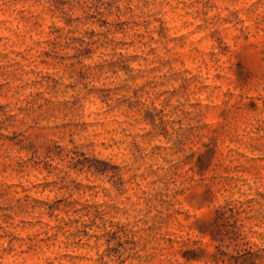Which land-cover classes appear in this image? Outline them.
Listing matches in <instances>:
<instances>
[{"label":"rangeland","instance_id":"1","mask_svg":"<svg viewBox=\"0 0 264 264\" xmlns=\"http://www.w3.org/2000/svg\"><path fill=\"white\" fill-rule=\"evenodd\" d=\"M155 3L0 0V264H215L230 206L264 250V27Z\"/></svg>","mask_w":264,"mask_h":264},{"label":"clouds","instance_id":"2","mask_svg":"<svg viewBox=\"0 0 264 264\" xmlns=\"http://www.w3.org/2000/svg\"><path fill=\"white\" fill-rule=\"evenodd\" d=\"M167 4V7H165ZM191 0H187V2L183 4L176 3V0H156V3L153 5V10L157 15L164 16L166 19L168 18L169 9L173 10L174 16L176 19V25L170 27L173 28V34L179 35L180 31L178 25L183 21L187 20L188 17L183 15L185 11H191L192 8ZM209 6H215V13L218 15L210 14L209 17L204 18V21H212V23H223L222 17L225 15L229 16V19L233 24H237L238 26L243 25V20L241 19V13H243V19L249 20L252 22H256L258 19L261 21V27H264V0H260V6L257 7L256 0H210ZM202 15V14H201ZM214 16V19H213ZM20 100L9 96L4 99H0V103H8L11 105L10 111H15L17 107L20 105ZM3 117L0 116V120ZM28 123H31L29 121ZM28 124L25 123L20 125L19 120L14 123L13 128L11 130L22 131L24 128H27ZM4 129L0 127V132ZM203 143V138L199 140H192L186 145V152L191 151H202L200 148V144ZM107 161L108 163L120 162L113 160L112 157L101 155L99 160L91 162L92 164H100ZM126 163V161H124ZM190 225L186 228L184 225H179L178 231L175 233V239L168 246L166 250V255L168 257L167 260L162 262H156V264H180L178 253L179 250L183 247H197L193 245L192 241L195 239L194 233L190 230ZM0 237H3V231L0 230ZM7 247L5 243V239H0V253H3L5 248ZM140 264H145L144 261H140Z\"/></svg>","mask_w":264,"mask_h":264},{"label":"trees","instance_id":"3","mask_svg":"<svg viewBox=\"0 0 264 264\" xmlns=\"http://www.w3.org/2000/svg\"><path fill=\"white\" fill-rule=\"evenodd\" d=\"M218 213L220 226L212 234V240L217 242L215 264H264V250H255L249 243L241 242L244 238L237 225L238 209L230 206L219 209ZM224 246L234 249L227 251Z\"/></svg>","mask_w":264,"mask_h":264}]
</instances>
